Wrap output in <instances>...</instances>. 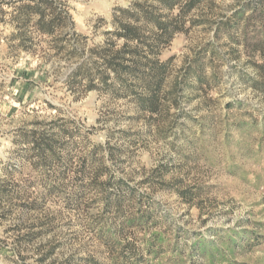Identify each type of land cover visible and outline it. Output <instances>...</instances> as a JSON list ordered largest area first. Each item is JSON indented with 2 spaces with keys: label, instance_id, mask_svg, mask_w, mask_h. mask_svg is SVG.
Listing matches in <instances>:
<instances>
[{
  "label": "rangeland",
  "instance_id": "1",
  "mask_svg": "<svg viewBox=\"0 0 264 264\" xmlns=\"http://www.w3.org/2000/svg\"><path fill=\"white\" fill-rule=\"evenodd\" d=\"M134 1L0 0V264H264L263 21L192 9L149 55L152 110L150 77L73 75ZM37 6L69 16L66 49Z\"/></svg>",
  "mask_w": 264,
  "mask_h": 264
},
{
  "label": "trees",
  "instance_id": "2",
  "mask_svg": "<svg viewBox=\"0 0 264 264\" xmlns=\"http://www.w3.org/2000/svg\"><path fill=\"white\" fill-rule=\"evenodd\" d=\"M204 0H135L134 9L121 8V17L115 14L116 30L118 38L124 39L121 47L117 46L116 40H109L103 46H96L90 49V56L79 65L73 75L83 74L89 79V87L97 86L96 78L106 87L112 86L110 79L120 81L122 85H128L124 80V75H133L141 81L151 78L150 87L154 86V93L148 99L152 110H157L156 93L162 82V65L157 59L150 58L149 55H157L163 44L169 43L177 32L186 31V16L192 9L196 8ZM178 7L177 15L170 12ZM250 7L255 14L252 15L264 24V0H252L243 6ZM34 12L39 14L36 26L44 33L55 37V46L58 50L66 49L63 44L65 35L66 18L62 13H53L50 19L46 18L45 11L40 7H33ZM241 11H237L236 15ZM126 17V18H125ZM196 22V20H193ZM201 24L200 21H197ZM57 30H62L63 36L57 37ZM65 33V34H64ZM69 39H67L68 41ZM70 41V40H69ZM71 42V41H70ZM72 43L71 54L83 55L84 47ZM255 49L259 51L262 63L260 67L264 69V34L255 43ZM147 53V54H146ZM90 66H88V63ZM149 67L150 73L146 74L145 68ZM83 72V73H81ZM149 75V76H148ZM39 145L44 146L42 143Z\"/></svg>",
  "mask_w": 264,
  "mask_h": 264
}]
</instances>
